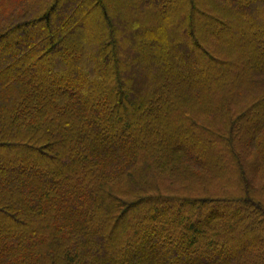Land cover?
I'll use <instances>...</instances> for the list:
<instances>
[{"label":"trees","instance_id":"1","mask_svg":"<svg viewBox=\"0 0 264 264\" xmlns=\"http://www.w3.org/2000/svg\"><path fill=\"white\" fill-rule=\"evenodd\" d=\"M129 1L0 0V264H264V0Z\"/></svg>","mask_w":264,"mask_h":264},{"label":"rangeland","instance_id":"2","mask_svg":"<svg viewBox=\"0 0 264 264\" xmlns=\"http://www.w3.org/2000/svg\"><path fill=\"white\" fill-rule=\"evenodd\" d=\"M190 0H179V2H178V4L176 5V7L174 8V11H173V13H175V15H176V20H177V18L179 17V16H183V20H182V22H185L186 21V16L187 15H189V12H188V9H189V6H188V4L190 3L189 2ZM193 2L194 1H196L197 3H199V5H200V9H201V7H205V8H210V9H212V10H215L217 13H220V15L221 16H224V14L222 13V12H220V4L221 3H223V1L224 0H192ZM116 2H117V5H119V6H121L122 8H125V10H126V12L128 13L129 12V15L127 14V18L129 17V22L131 23H134L135 22V20L137 19V16H136V14H138L137 12H136V7H137V5H135V4H130V1L129 0H116ZM136 6V7H135ZM131 8H133V10L136 12V13H132L131 12ZM138 10H140V9H138ZM257 11H258V9H256ZM156 9H153L152 10V15H150V18L152 19L151 20V22H150V20H149V18H146L145 16H143V57H144V55H146L148 52H153L154 51V47H156V46H161V43L163 42V39L161 38V36H159L161 33H155V35L153 36V37H148V33H152V32H149V31H153L152 29H153V27H151V28H148V26L149 25H151V24H155V23H157V27H155V28H157V29H161L160 27H164L165 26V24H162V21L163 20H165V21H168V23H169V21H172L171 20V17L170 16H167V17H165V18H163V19H159V21L158 20H153V15H155L156 14ZM87 12V11H86ZM87 13H89V12H87ZM264 13V12H263ZM133 14V15H132ZM160 14V13H159ZM255 14V13H254ZM144 15V14H143ZM230 17H232V19H234V20H236V18L235 17H233V16H230ZM181 18V17H180ZM191 18V17H190ZM182 19V18H181ZM198 18L197 17H195L194 18V22L196 23L197 22V24H199V21L197 20ZM137 22V21H136ZM187 22H188V20H187ZM194 22H193V24H194ZM240 22V21H239ZM238 22V23H239ZM179 22H177V24H178ZM237 23V22H236ZM241 23H245V21L244 22H241ZM241 23H239V25L241 24ZM117 26H119L118 24H116ZM159 25V26H158ZM238 25V26H239ZM101 26L103 27V29L105 28L104 27V24L101 22ZM153 26H155V25H153ZM198 26V25H197ZM92 27L93 28H91L90 30H89V35L90 36H94V35H97V34H95V33H98V32H100L101 33V28H100V26L97 24V25H92ZM238 28L239 27H235V28H233L232 30H233V34H237L238 35ZM172 29V27L171 28H168V29H165L166 31L168 30V31H170ZM106 30V29H105ZM186 31L187 29H185V24H184V27H181V31ZM172 31H176V28L174 29V30H172ZM103 32V31H102ZM129 32H132V31H129ZM213 34H215L214 32H217V30H214V31H211ZM164 32L162 31V34H163ZM172 34V33H171ZM171 34H168V35H171ZM130 35V34H129ZM184 35V34H183ZM126 36V35H125ZM145 36V37H144ZM127 37V36H126ZM183 37V36H182ZM129 38H131V39H129V40H131V42H135V41H137L139 38L138 37H131V36H129ZM241 38H243V36H241ZM160 39H162V40H160ZM225 40H226V42L228 43V46H226L225 48L231 53H233V54H238V53H240L241 55V59L243 60V61H245V62H247L248 61V59H250L249 57H248V50L246 49V48H244L245 47V45H246V43L244 42L243 43V40H238V39H234V40H231V39H229V38H225ZM160 41H161V43H160ZM142 42V41H141ZM126 44H128V41H127V43ZM136 44L138 45V47L140 48V46H141V43H138V42H136ZM125 47H126V45H125ZM237 49H239L240 51H238ZM242 49V50H241ZM223 51H224V53H226V50L223 48ZM242 51V52H241ZM140 52V49H137V53H139ZM182 54V53H181ZM133 57H127V58H125L126 60L125 61H130L131 59H132ZM168 60L165 62L166 63V65H167V67H169V69L170 70H172L173 69V67H175V68H177V64H179L180 63V59L179 60H176L175 61V63H173L172 61H171V59H170V56H168V58H167ZM143 62L144 63H147L146 61H145V59H143ZM152 62V60L151 61H149L147 64L149 65V66H151V65H153V63H151ZM169 64H171V65H169ZM148 65H143V67H145V69L147 70V68L149 67ZM159 67V66H158ZM174 68V69H175ZM254 67L253 66H251L249 69L247 68L246 70H244V71H242V70H238V75H242V74H246V75H252L253 73H254V69H253ZM159 69V68H158ZM179 70H183V73H184V75L186 76V77H188V78H198L197 76H195L197 73H198V71H197V66L195 65V63H193V64H188V66H186V67H184V68H181V69H179ZM200 73V72H199ZM198 73V74H199ZM207 73L209 74V76L211 77V76H213V77H216L215 76V74H214V71H213V69H209V72L207 71ZM143 74L145 75V72L143 71ZM226 74L227 73H225V75L223 76L225 79H226ZM229 77V76H228ZM217 79H222V78H220V77H217ZM212 80V78L209 80V82ZM209 84H211V85H214V83H209ZM221 85H219V86H216V87H220ZM216 87H213L211 90H213V89H215ZM262 89V88H261ZM261 89H259V88H255V91L256 92H260V91H262ZM248 131H250V132H252V128L251 127H249L248 128ZM196 170V169H195ZM264 184V182H260V185H263ZM164 188L165 189H170L171 188V185H169V184H167V183H165V185H164ZM189 188V187H188ZM173 190H175V189H173Z\"/></svg>","mask_w":264,"mask_h":264}]
</instances>
